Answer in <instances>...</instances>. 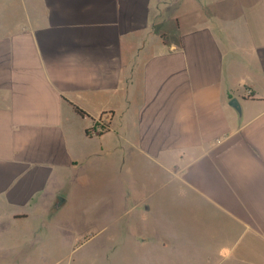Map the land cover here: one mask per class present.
<instances>
[{
	"label": "crops",
	"instance_id": "1",
	"mask_svg": "<svg viewBox=\"0 0 264 264\" xmlns=\"http://www.w3.org/2000/svg\"><path fill=\"white\" fill-rule=\"evenodd\" d=\"M131 241L138 264H264V0H0V264Z\"/></svg>",
	"mask_w": 264,
	"mask_h": 264
},
{
	"label": "rangeland",
	"instance_id": "2",
	"mask_svg": "<svg viewBox=\"0 0 264 264\" xmlns=\"http://www.w3.org/2000/svg\"><path fill=\"white\" fill-rule=\"evenodd\" d=\"M106 124L107 123L105 121H102V116L99 117L98 128H100L101 130H104L106 128ZM156 176H157V172L154 171V169H150L146 167H137L132 171L130 175V177L135 181V183L141 187L153 185V183L155 182L154 177ZM126 179H127V176H126ZM140 192L143 194H147L151 202H154V192L150 190H142ZM125 193L132 194L133 192L125 191ZM157 195H158V198L161 195L160 199L162 198V200L164 201L162 202L163 209L167 210V214L169 213L168 210L170 207V197L169 196H174V199H176L178 202H185V194L183 191H180V190L174 193L170 192L169 190H164V191L158 192ZM167 197H169V200L167 199ZM183 215L185 216L186 213L183 212ZM140 222L141 220L138 219L136 220L134 224L136 231L138 230V227L141 224ZM84 240L86 239H83L82 241ZM141 257L142 255L139 250V245L136 242L131 241L124 250L120 252L117 251V254H114V262L116 264H138L139 258ZM155 257L159 258V255H156ZM152 259L154 258L152 257ZM90 262L91 261L89 259V256H87L86 258H83L81 261L76 262V264H90Z\"/></svg>",
	"mask_w": 264,
	"mask_h": 264
},
{
	"label": "water",
	"instance_id": "3",
	"mask_svg": "<svg viewBox=\"0 0 264 264\" xmlns=\"http://www.w3.org/2000/svg\"><path fill=\"white\" fill-rule=\"evenodd\" d=\"M229 104L237 111L239 117H241L242 108H241V105H240L239 101L237 100V98L231 99ZM60 205H61V203H58L56 207H59Z\"/></svg>",
	"mask_w": 264,
	"mask_h": 264
},
{
	"label": "trees",
	"instance_id": "4",
	"mask_svg": "<svg viewBox=\"0 0 264 264\" xmlns=\"http://www.w3.org/2000/svg\"><path fill=\"white\" fill-rule=\"evenodd\" d=\"M72 105H73V108L77 114H79L80 116H83V117L88 116V114L83 109H81L79 106H77L75 104H72Z\"/></svg>",
	"mask_w": 264,
	"mask_h": 264
},
{
	"label": "built area",
	"instance_id": "5",
	"mask_svg": "<svg viewBox=\"0 0 264 264\" xmlns=\"http://www.w3.org/2000/svg\"><path fill=\"white\" fill-rule=\"evenodd\" d=\"M101 131H103V130H101L100 128H98L95 132H93V133H99V132H101Z\"/></svg>",
	"mask_w": 264,
	"mask_h": 264
}]
</instances>
